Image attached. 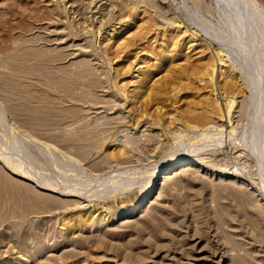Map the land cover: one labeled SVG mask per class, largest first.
<instances>
[{"label":"rangeland","instance_id":"1","mask_svg":"<svg viewBox=\"0 0 264 264\" xmlns=\"http://www.w3.org/2000/svg\"><path fill=\"white\" fill-rule=\"evenodd\" d=\"M0 264H264V0H0Z\"/></svg>","mask_w":264,"mask_h":264},{"label":"bare ground","instance_id":"2","mask_svg":"<svg viewBox=\"0 0 264 264\" xmlns=\"http://www.w3.org/2000/svg\"><path fill=\"white\" fill-rule=\"evenodd\" d=\"M194 45V44H193ZM137 77V76H136ZM184 161H175V162H171L169 163L166 168L163 170V172L161 173V176L159 177L161 180L163 181H167L170 180L172 178V172L174 170H180V169H185V170H195L196 167L194 166V164H185L184 165ZM201 170V169H200ZM45 187V186H44ZM154 188V187H153ZM44 189V188H43ZM49 189V188H48ZM53 191V190H52ZM147 196V195H146ZM138 206V205H137Z\"/></svg>","mask_w":264,"mask_h":264}]
</instances>
